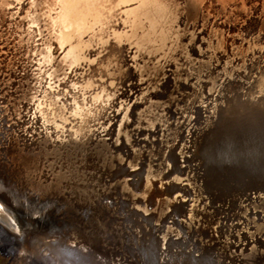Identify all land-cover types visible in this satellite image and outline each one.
I'll list each match as a JSON object with an SVG mask.
<instances>
[{"label": "bare ground", "instance_id": "1", "mask_svg": "<svg viewBox=\"0 0 264 264\" xmlns=\"http://www.w3.org/2000/svg\"><path fill=\"white\" fill-rule=\"evenodd\" d=\"M101 1L0 0V74L7 75L4 76L2 82L11 83V81L16 80L18 86L22 88L24 97L38 98L39 92L43 90L49 89L55 91L56 94L59 91L61 93V82L65 80V70L68 67L84 63L87 61L84 59L88 56H90L89 60L98 59L101 55L100 52L106 50L110 54L111 48L116 44H128V47L133 51L136 53L143 52L142 54H147L146 56L153 61L156 55L160 58H162L163 53L168 56L172 53L173 42L176 41L175 35L178 34L171 26L172 16L177 11L184 12L197 5V0H187V7L185 4L179 6L175 0H104L102 2L108 3L109 8L107 9L113 18L108 16L113 23L112 31L109 29L110 34L108 36L99 37L97 40L101 42L97 44L95 41L98 49L92 50L88 44L81 43L83 41L81 39L91 29V24L100 21ZM234 1L236 2V0ZM252 1L244 0L247 11L254 9L253 4L251 5ZM229 5H233L231 1ZM238 6L235 4L232 9H239ZM212 10V12L216 11V6ZM118 12L119 14H115ZM227 12L230 13L231 10H224L223 6L218 12L220 19L229 18V34L226 35V29L223 30V32L225 31L226 44L230 47L233 44L244 47L241 56L236 57L237 67L234 70V78L230 81L227 82L226 79L216 75L214 71L208 72L202 78L180 81L176 79L177 75L173 74L176 73L174 65H171L169 69L165 68V71L158 75L157 79H153L151 75L146 77L142 73L133 72L129 76L131 82L135 84H138V79L141 82L143 79L149 82L152 79L153 82L163 80L164 82L157 90L156 97L153 96L154 98L151 97L150 100L146 99L147 108H144L143 111H141V107L144 105L141 106L142 101L138 97L140 85L131 88L132 90L127 94V96L133 95L130 98L126 94L121 97L122 99L127 97L129 105L131 104L130 114H128L122 130L124 135L114 140L110 138L108 143H103L106 146L103 145L99 152L89 160L91 165L87 169L90 173L87 175L82 173L83 177L78 178L74 184L76 188L75 200L66 201L65 215L71 223L66 229L68 232L76 231L75 234L70 233L68 235L70 240L72 238L73 241L74 236L77 238L79 232L85 235L101 233L100 224L94 226L92 224L96 218L94 214L99 209L98 195L100 193L112 194V191H117L120 196L131 200L132 203L129 202L130 209L133 206L137 208L136 204L139 202V208L144 213L150 212L153 215L164 212L161 209L171 199L167 196L162 197L161 193L164 190L152 192L150 188L154 180H158L160 189L164 187L171 190L177 185H187L192 191L194 199L186 208L187 214L183 217H177L176 219L179 218L177 221L182 224L186 222L187 226H195L199 231L205 229L204 225L207 227L213 225L215 209H212V214L205 212V208L211 207L203 192V189H206L205 192L208 194L207 187L202 182L205 181V174H207V177L209 176L216 184L220 185L219 181L215 179L216 174L213 167L216 168V164L225 158L226 153L229 154L228 171L231 164L234 168V171H231L232 175H240L244 181L242 182L244 184L242 189L235 188L230 195L232 199L229 200L230 203H233L238 196L248 204L249 198L251 201L257 200L258 203L261 202V211L264 215V202H262L264 201V97L260 93L261 90L264 91L261 82L264 80V62H262L264 61V34L262 30H257V27L254 34L247 33V21L244 19L236 21L237 18L233 17V12L228 13L229 16H227ZM86 15H90L91 20L87 21L86 18L90 17H85ZM254 18L256 19V16ZM230 20L233 21L231 24ZM68 27L69 30H66ZM163 27L166 28L163 29ZM230 29L235 30L236 34L231 33ZM35 32L39 40L36 41L37 45L34 47L32 46L33 42H30V35L33 33L35 35ZM109 36L112 39L107 40ZM107 44L109 45L107 46ZM103 48L104 50H102ZM105 53L103 52V54ZM258 58L260 62L256 63ZM151 64L152 62L144 63L141 68L143 70L148 69ZM76 75L81 77L82 73H76ZM44 78H47L48 83L44 82ZM10 83H5L7 90L4 91V95L15 84V82ZM223 91L234 92L233 99H240L241 101L247 95L251 97L259 92L261 97L256 99L259 102L258 111L245 112V108H251L248 104H253V102L245 101L247 104L240 102L237 105L236 103L238 113L241 111L247 113V118L244 119L246 121L243 124H241L243 121L237 122V124L233 122L235 119H231L234 117H231L234 109L224 111V115L219 117L218 111L222 102L219 103L218 96ZM111 106L114 107V104ZM201 114H207L202 121L199 118ZM234 118L237 119V117ZM228 123L229 131L226 132L223 127ZM256 128L261 130L260 135H251L247 143L237 141L242 132L238 133L236 137L232 133L235 130L251 134ZM235 138L236 140H233ZM235 144H237V149ZM234 148L237 150L236 153L233 151ZM238 163L240 165H237ZM66 164H69V159ZM26 166H28V162H25L24 168ZM122 169L127 172L138 170L142 172V175L144 173V177L137 176V182L142 185L140 193L136 192L137 189L127 182L129 175L120 173ZM18 173L21 175V172L9 171L10 176L17 179L10 184L12 187L0 184V221L12 229L21 230L25 226L29 227L34 224L35 216L30 211L32 207L28 195L38 189L32 176L27 174V180H22ZM166 174L171 175L164 179ZM96 175L100 177L99 180H96ZM129 177L135 178L131 175ZM237 178L233 177V182H236ZM86 180L90 182H85ZM135 180L136 178L132 181ZM83 183L85 188H83ZM88 183H90L93 197L90 196V190L86 187L89 186ZM246 189L254 190V196L247 198ZM256 193L258 194L256 195ZM113 200L111 203H114ZM151 206L154 207L153 211L150 209ZM121 209L127 211V207ZM122 210L113 207V215L115 213L121 219ZM99 213L101 217L102 211ZM162 214L159 215V218H162ZM104 215L109 217L106 213ZM113 215L110 216L111 221ZM101 228L104 231L108 230L118 252L121 253L117 254L119 257H114L111 264L163 263L162 257L158 253L159 247L156 248L157 258L154 260L156 262L152 263L151 258L147 256V251L144 255L136 243H132V247L128 240L121 236L120 224L116 221L113 222V229L109 227L108 223L101 225ZM164 244V241L160 239L158 245L163 246ZM68 252L67 254H71L73 251ZM81 254L83 256V253ZM97 255L102 257L101 251L94 254L95 263H99L100 260ZM79 257L81 256L79 255ZM73 258L75 259V257ZM81 261L84 263V258Z\"/></svg>", "mask_w": 264, "mask_h": 264}, {"label": "rangeland", "instance_id": "2", "mask_svg": "<svg viewBox=\"0 0 264 264\" xmlns=\"http://www.w3.org/2000/svg\"><path fill=\"white\" fill-rule=\"evenodd\" d=\"M102 1L100 21L91 24V29L81 39L83 40L81 43L88 44L92 50L98 49L96 45L101 42L97 40L99 37L108 36L112 31L111 19L113 18L107 9L109 8L108 3ZM175 1L179 6L184 4L186 7L188 6L187 0ZM225 1L197 0L196 7L184 12L177 11L171 18V26L178 32L175 35L177 42H173L174 48H172L170 55L165 56L163 53L162 58L156 55L153 61L146 56L147 54H142L143 52H139L141 53L139 54L133 51L128 47V44H116L111 48L110 54L106 50L103 51L106 52L105 54L100 52L101 55L98 59L89 60L90 56H88L84 59L87 60L84 63L68 67L65 70V80L61 82L60 90L62 92L59 91L58 94L48 89L39 92L38 98L24 97L21 86L19 87L14 80L11 83L15 82V84L4 95V91L7 90L5 83L10 82H2L4 76L7 75L0 74V92H2L0 95V184L12 187L10 186L12 181H17L9 174V171L12 170L21 172V175L18 174L22 180H27L28 176H32L38 189L28 195L32 207L30 211L35 216L34 224L29 227L25 226L21 230L13 229L20 231L24 236L22 240H18L16 251L12 254L2 252V247L7 244V241L0 240V264H111L114 257H119L117 254L121 253L118 252L112 235L108 233V230L104 231L101 225L108 223L109 227L113 229V222L115 221L120 224L121 236L127 240L130 237L128 234L131 230L133 231L132 228L135 225L139 234L137 236L141 237L138 239L142 240V243L139 242L138 248L142 250L144 255L147 251V256L151 258L152 263L156 262L154 261L157 258L156 248L159 247L158 253L162 257V264H195V260H201L204 255L217 263L264 264V215H262L261 210L251 207L252 205L249 208V204L242 201L239 196L236 199L233 198L234 202L230 203L229 200H232L230 195L233 193L232 182L229 180V186L227 185L224 189L225 184H216L212 178L207 177V174H205V181L202 184L207 187L208 194L205 192L206 189H203V192L207 196L211 208L215 209V216L213 215V222L215 223L208 227L204 225L205 229H200L203 232L196 227L198 232H192L194 228L187 226L189 230L186 231L192 234V236L187 237L180 232L178 226L176 227L179 218L173 217L172 220L174 221L171 220L174 213L177 214L182 210L180 207L182 204L179 202L182 203L183 201V203L190 205L192 203L190 201L194 199V195L187 185L186 187L190 190L189 193L183 194L181 191H176L174 194L181 196L178 203L170 202L161 209L164 212L153 215L150 212L144 213L139 208V202L136 204L137 208L133 206L130 209V205L120 200L121 196L117 191H112V194L100 193L98 195L99 209L94 214L96 218L92 224L93 226L100 224L101 233L85 235L79 232L77 238L76 236L73 237L75 243L72 238L70 240L68 235L70 233L75 234L76 231L68 232L66 229L71 224L65 215L66 201L75 200L76 188L74 184L76 180L83 177V174L90 173L87 169L91 165L89 160L105 145L103 143H108L110 138L114 140L124 135L122 130L125 126V120L130 114L131 105H129L128 98L132 95L127 96V94L130 93L133 86L140 85L138 97L142 101L141 106L144 105L141 107V111H143L144 108H147L146 99L150 100L151 97H156L157 90L164 82V80L153 82V79H157L158 75L163 73L165 68L169 69L171 65H174L176 72L173 74L177 75L176 79L180 81L202 78L210 71H214L216 75L226 79L227 82L234 78V70L237 67L236 57L241 56L244 47L234 44L231 47L227 46L225 31L223 32V30L226 29V35L229 34V18L220 19L218 12L223 6L224 10L233 12V17L237 18L236 21L239 19L247 21V33L254 34L257 27V30H262L264 34V0H253L251 2L254 7L252 11H247L244 0ZM230 1L233 5H239V9L236 7V9H232L233 5H229ZM211 4L212 6H209ZM215 6L217 10L212 12ZM115 14H119V12ZM85 17H90V15ZM89 19L91 20V17L86 18L87 21ZM232 22L230 20V24ZM165 28L163 27V29ZM66 30H69V27ZM230 31L234 35L236 34L235 30L230 29ZM221 32L223 33L221 34ZM33 35L34 33L30 35V42H33L32 46L35 47L39 37L36 36V32ZM109 39L112 38L109 36L107 40ZM143 40H145L144 37ZM175 45L177 46L175 47ZM195 52L197 53L195 54ZM147 58L149 59L147 60ZM258 61L260 62L259 58L256 63ZM147 62H152L151 67L149 65L148 69L143 70L141 66ZM132 72L142 73L146 77L151 75L153 79L150 82L143 78L142 82L138 79V84H135L131 82V77H129ZM76 73H82L81 77ZM8 75L10 76L9 73ZM44 79V82L48 83L47 78ZM261 82L264 86V80ZM260 93L264 97V91L261 90ZM124 94L128 98L122 99ZM234 94L232 91L220 92L219 99L217 98L218 101L220 100L219 103L222 102L218 111L219 117L224 115V111L234 109L231 117L234 116L237 119L234 117L231 119H235L233 122L236 123L245 119L246 115L242 116L244 111H258L259 102L256 99L261 97L259 92L251 97L247 95L246 100L243 98L242 101L233 99ZM245 101L253 102L251 105L248 104L251 108H245L244 111L238 113L237 105L240 102L247 104ZM112 104L114 107L111 106ZM206 116L207 114H201L199 118L202 121ZM223 130L229 131V123L228 125L225 124ZM232 133L236 136L240 131L234 130ZM68 159L69 164L67 165ZM25 162H28V166L24 168ZM118 170L120 169L118 168ZM123 171L122 169L120 173ZM135 172L126 171L123 174L130 176ZM129 176L128 180L132 179ZM95 178L99 180L100 177L96 175ZM85 182L90 181L86 180ZM84 183L82 184L83 188H85ZM135 183L137 182L131 183L132 187L140 193L142 185H135ZM88 184L89 186L86 187L90 190V196L93 197L90 183ZM183 187L185 188L184 191L187 190L185 185ZM112 199H114V203H111ZM113 207H118L120 210L127 207V211L122 210L123 213L119 211L123 214L119 219L115 213L113 215ZM153 208L150 207L152 211ZM99 211L103 213L101 217ZM104 213L108 214L109 217H106ZM256 213H259L260 216H256ZM160 214H162V218H159ZM112 215L113 220L111 221L110 216ZM169 221L175 222L173 225L177 228L176 232L173 231V228L167 230L165 223ZM64 224L66 227L60 228ZM184 227L186 226L184 225ZM52 231H55L54 235L50 233ZM7 235L10 234L7 233ZM46 235L48 237H45ZM117 235L119 238L118 233ZM155 236L164 241L165 244L163 246L158 245L159 242L155 240ZM132 241L135 240L132 238ZM229 243L235 245L238 251L234 248L229 249ZM192 244H198L197 246L202 248L201 255L194 252L197 247ZM67 251L73 252L67 254ZM100 251L102 257L97 255L100 260H97L99 263H95L94 254H98ZM209 251L213 253L214 258L210 256ZM83 258L84 263L81 261Z\"/></svg>", "mask_w": 264, "mask_h": 264}, {"label": "water", "instance_id": "3", "mask_svg": "<svg viewBox=\"0 0 264 264\" xmlns=\"http://www.w3.org/2000/svg\"><path fill=\"white\" fill-rule=\"evenodd\" d=\"M250 113V112H249ZM247 113H245V112H243L242 113V116L243 115H246ZM249 116V115H248ZM247 117V116H246ZM245 117V118H246ZM241 122H242V120H240ZM240 121H238V122H240ZM246 120H243V122L241 123V124H243L244 122H245ZM237 123V122H236ZM238 124V123H237ZM255 131V132H254ZM253 131V133H246V132H243V131H240V133H241V135H239V140H237V141H239L240 143L241 142H245V143H247V140L248 139H250V136L251 135H253V134H255L256 136H258V135H260V131L261 130H258L257 128L255 129ZM258 133V134H257ZM236 137V136H235ZM233 140H236V138L235 139H233ZM236 145V149H237V144H235ZM235 148L233 149V151L236 153L237 152V150H236ZM225 153V152H224ZM227 155L225 156V158H223L218 164H216V168L215 167H213V171H214V173L216 174V180L217 181H219V183H220V185H223V184H225V185H229V180L232 182V186H231V189H232V191H234V189H235V187L236 188H238V189H242V186H244V184L242 183V182H244L242 179H241V176L240 175H232V173H231V171H234V168H233V166L230 164L229 165V171H228V169H227V160H228V158H229V154L228 153H226ZM222 155H224V154H222ZM222 155H221V157H222ZM237 165H240V163H238ZM123 172H126V170H124ZM142 172H140V171H138V170H136V172L133 174V175H131V176H134L135 178H136V182H137V176H140V177H144L143 175H144V173H143V175L141 174ZM218 174V175H217ZM120 175V174H119ZM171 175V174H170ZM169 174H166V175H164V179L166 178V177H168V176H170ZM181 175V174H180ZM217 177H219V178H217ZM233 177H235V178H237L238 180H236V182H233V180H232V178ZM135 178H133L132 177V179H130V180H127V182L129 183V185L130 186H132V180L133 179H135ZM163 179V180H164ZM154 183H153V185H152V187L150 188V189H152V192L153 191H158V190H164V192L163 193H161V195H162V197H165V196H167V197H169L171 200L170 201H168V204L170 203V202H176V203H178L181 199V196H175L174 194L176 193V191H181V193H183V194H186V193H189V189L187 188V190H183V189H185L184 187H183V185H177V186H175L176 188H172V187H170V188H172L171 190L170 189H167V188H164V187H162L161 189L159 188V185H158V180H154L153 181ZM136 184H139L140 185V183H135V185ZM234 185H236L235 187H234ZM169 187V186H168ZM246 191H247V194H246V197L247 198H249V197H251V196H254V194L255 193H253L254 192V190H252V191H249L248 189H246ZM258 193H256V195H257ZM178 197V198H177ZM183 199V198H182ZM122 202H125V203H127V205H130V203L129 202H131V200L128 198H124V197H122L121 196V199H120ZM243 201V200H242ZM248 202H249V208H251V207H255V209H260L261 210V202H257V200H252L251 201V199L249 198L248 199ZM262 202H264V201H262ZM132 203V202H131ZM167 204V205H168ZM179 204H182L180 207H182L181 209V211L179 212V213H177V214H175L174 213V215H172L171 216V220L173 219V217L174 218H177V217H183V216H185L186 214H187V209L186 208H188L187 206H188V204L187 203H183V201H182V203H180L179 202ZM187 204V205H186ZM252 205V206H251ZM210 206V205H209ZM251 206V207H250ZM163 207V206H162ZM184 207V208H183ZM186 207V208H185ZM211 207V206H210ZM210 209V210H209ZM212 209L213 208H205V212H208V213H210V214H212ZM183 211V212H182ZM44 212H45V210H44ZM262 212V211H261ZM52 213V212H51ZM263 215V214H262ZM256 216H260V214L258 213H256ZM259 218H261V217H259ZM172 221H174V220H172ZM215 222H213V224H214ZM167 224V230H172V228H173V231H177V226H178V228L180 229V232H182V234H184V235H187V237H189V236H192V234L190 233V232H187L186 230H189L188 228H187V223L185 222L184 224H183V226L185 225L186 227H184L183 228V226H182V223L180 222V221H178L177 222V224H176V227L173 225V224H175V222L174 223H171L170 221L169 222H166L165 223V225ZM194 226V225H193ZM211 226V225H210ZM63 227H66V225L64 224L62 227H60V228H63ZM192 227V226H191ZM20 228V227H19ZM18 228V229H19ZM52 228H53V226H52ZM132 228V227H131ZM137 228V227H136ZM192 228H194V230H192V232H194V231H197V229L195 228V226L194 227H192ZM6 229V230H5ZM133 231L131 230V232H130V234H128V236H130V237H128V242H129V244L133 247V245H132V243H136L137 245H139L140 243L139 242H141L142 243V240H140V239H138V238H141V237H138L139 236V234H138V232L136 231V229H135V225L133 226ZM210 229H211V227H210ZM55 230V229H54ZM13 231V232H12ZM198 232V231H197ZM201 232H203V231H201ZM7 233H9L10 235H7ZM12 233V234H11ZM52 235H54V233H55V231H52V232H50ZM138 235V236H137ZM196 235H197V233H196ZM23 234H21L20 233V231H15V230H13V229H11L10 228V226H8L7 224H4V223H2L1 221H0V240H3V241H7V244H5L3 247H2V252H4V253H6V254H12L13 252H15L16 251V246H17V242H18V240H22L23 239ZM141 236V235H140ZM244 236L245 237H247V235H245L244 234ZM45 237H48L47 235L45 236ZM197 237V236H196ZM2 238V239H1ZM132 238L135 240V241H132ZM136 238V239H135ZM155 238V240L157 241V242H159L160 240H159V238L157 237V236H155L154 237ZM132 241V242H131ZM142 245V244H141ZM192 245H194V246H196L197 248H196V250L194 251V252H198L199 253V255H201V252H202V248L200 247V246H197L198 244H192ZM202 246H203V244H202ZM231 248H234V250H236V251H238L237 249V247L235 246V245H233L232 243H229V249H231ZM209 254H210V256H212L213 258H214V255H213V253L211 252V251H209ZM206 255H204V258H202L201 260H195L196 262H195V264H227V263H217L216 261H214L212 258L210 259H208V258H206L205 257ZM209 256V257H210ZM240 261V260H239ZM215 262V263H214Z\"/></svg>", "mask_w": 264, "mask_h": 264}]
</instances>
